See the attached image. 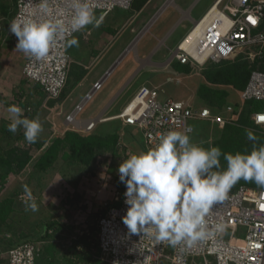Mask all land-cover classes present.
I'll use <instances>...</instances> for the list:
<instances>
[{"label":"built area","instance_id":"1","mask_svg":"<svg viewBox=\"0 0 264 264\" xmlns=\"http://www.w3.org/2000/svg\"><path fill=\"white\" fill-rule=\"evenodd\" d=\"M133 1L88 0L95 13L100 12V17L115 9L129 10ZM224 1L216 0L194 22L167 62L204 69L209 64L226 60L241 58L247 61L252 70L245 87L238 91L240 102H228L216 110L207 105H194L190 100L161 98L158 87L142 85L115 115L106 117L100 114L92 119H79L78 113L101 89L104 75L65 115V124L76 132L87 134L104 121L119 120L123 126L141 132L145 150H148L154 148L160 135L169 130L190 129L188 134H192L193 121L205 120L221 129L226 125H239L238 119L246 103L258 101L263 103V107L249 113L251 125L248 128L264 134V120H261L264 117V0ZM36 2L38 0H15L12 20L26 16L51 19L57 16L59 10H63L61 18L66 23L70 19L72 10L69 0H51L50 17L39 14L34 6ZM9 35L15 47L17 39L13 34ZM57 40L46 58L36 60L27 57L22 68L24 78L38 85L47 100H56L60 96L72 62L64 47L65 41ZM26 110L31 112L32 107L27 106ZM125 190L124 185L121 191L115 193L113 204L96 220L98 255H93L96 264H264V194L260 189L247 185L231 189L228 198L215 206L207 217L209 224L223 220L228 225L226 232L191 247L176 248L157 244L143 235L127 237V229L122 222L127 207L123 197ZM78 235L74 233L63 240L66 241L65 248L75 252L87 250L78 240ZM40 243L43 242L28 240L1 249L0 264H38L44 253Z\"/></svg>","mask_w":264,"mask_h":264},{"label":"rangeland","instance_id":"2","mask_svg":"<svg viewBox=\"0 0 264 264\" xmlns=\"http://www.w3.org/2000/svg\"><path fill=\"white\" fill-rule=\"evenodd\" d=\"M176 1L179 2L180 0ZM213 1L199 0L191 13L192 17L199 20ZM228 2L229 0L224 1V3ZM13 5V0H0V158L11 147L20 150L29 149L33 158L22 171L17 173H11L4 168H0V204L5 199H12V210L5 215L4 219L0 217V250L9 247L11 244H17L19 241H25V239H27L26 241L34 240L33 237L40 234L46 223L54 222L55 224L51 226L54 231L51 230V234L45 236L46 246L40 243L47 256L40 257L38 263L96 264L95 259L91 255L87 257L86 253L69 257L67 248L64 246L66 241L62 240L67 239L71 233H88L87 240L90 239L91 243L87 250L98 253L96 220L100 215L106 213L110 205L113 204V196L120 190L122 183L119 181L117 172L119 164L132 154L146 151L143 138L138 129L123 127L120 125L119 120L104 121L95 127L93 133L104 135L114 130L118 131L121 139L117 152L112 154L110 151L102 150L96 153L93 161L87 166L65 160L60 155L50 168L45 170L36 169L35 160L42 152L39 145L47 140L45 129L48 125H52L48 119L53 114H58L61 117L65 116L72 110L74 104L80 101L84 90L91 83L94 69L97 71L104 64L108 55H103L96 66L89 71L86 80L79 83L76 82L79 72H81L80 68L70 66L73 73H70L65 87L67 97L63 105L59 101L47 100L39 86L25 79L22 74L25 61L22 60L24 54L15 49L12 44V37L8 34V24L14 12ZM119 11L125 12L121 9ZM96 15L98 17L100 12H97ZM178 17L179 14L176 13L172 4L168 5L155 21L151 31L146 32L147 35L142 42H152L153 36L165 34ZM188 27L186 23H181L174 29L166 46L160 51L163 60L170 56L180 40V36L182 37L186 33ZM88 29L94 30V27L89 25L81 31L85 32ZM81 31L74 35L79 42V46L67 48L69 55L72 54L74 60H77V52L88 51L93 45H96V31L93 32L91 41L83 40ZM141 46L142 43H140ZM72 64L76 65L75 62H72ZM202 70L194 67L185 73L177 70L174 66L163 67L155 75L156 77L152 80V83L159 85V90L162 93L161 98L194 100V105L204 104L205 102L203 103L197 96L199 85L205 83ZM167 77H172L173 80L167 82ZM141 81L138 80V82ZM138 82L113 100V103L109 106L110 113H116L127 103L126 101L137 89ZM116 90L117 86L113 77L105 79L102 88L94 93L78 113V118L95 117L106 107ZM228 102H240V95L237 91L230 93ZM13 104L21 107L24 110V116L27 118H39L42 123L43 131L35 143L27 144L22 128L18 129L15 134L7 130V125L11 122L7 108ZM27 106L32 107L31 112L26 110ZM191 125L194 132L190 134V137L197 144L205 142L211 144L219 138L223 131V129L205 120L193 121ZM25 184L29 186L36 198L39 205L37 212L25 210V205L22 202L23 185ZM8 235L10 238L7 239Z\"/></svg>","mask_w":264,"mask_h":264},{"label":"clouds","instance_id":"3","mask_svg":"<svg viewBox=\"0 0 264 264\" xmlns=\"http://www.w3.org/2000/svg\"><path fill=\"white\" fill-rule=\"evenodd\" d=\"M69 4L72 14L67 23L61 18L63 10L51 19H13L8 32L17 39L15 49L26 57L43 60L57 38L65 41V49L78 47L73 33L89 25L98 28L102 18L88 0H69ZM34 6L40 15L52 16L51 0H38ZM7 112L11 118L7 130L15 134L22 128L25 141L35 143L43 131L39 118H27L15 104L8 106ZM188 131L162 133L154 148L132 154L119 164L117 172L125 185L127 206L122 222L129 239L143 235L171 248L191 247L226 232L228 225L223 220L209 224L207 217L239 181L254 183L264 194V143H253L250 151L226 153L218 145L205 148L194 143ZM245 133L249 141H259L252 130L245 129ZM221 157L226 167H222ZM22 202L26 211L39 210L26 184Z\"/></svg>","mask_w":264,"mask_h":264},{"label":"crops","instance_id":"4","mask_svg":"<svg viewBox=\"0 0 264 264\" xmlns=\"http://www.w3.org/2000/svg\"><path fill=\"white\" fill-rule=\"evenodd\" d=\"M13 1V6H15V0ZM198 1L199 0H180L179 2H175V0H162L160 2V0H134L129 10H124L125 12L122 13L121 11H119L120 9H115L114 11L108 13L103 17H100L99 15L98 18H102V23L98 28H94V30L88 29L85 32L81 31V38L85 41H91V37L94 31H96L97 37L95 40L96 45H93L92 48L88 49V51L77 52V56L75 55L77 57V60H74V58H72V54L70 55V57L72 58V62H75V64L82 71L81 74L79 72L80 75H78L76 83L85 81L86 77L89 75V71L96 66V63L103 57V55H108V58L106 59L104 64H102V66L99 67L97 71H95L94 69L91 83L84 90L81 99L92 88L93 84L96 81L100 80L104 75L106 76L105 79H107L108 77H113L115 85L117 86V90L114 96L110 99L109 103H107L106 107L101 110V112L98 113L95 117L84 119L96 118L100 114H103V116L106 117H110L120 112V110L124 106L120 108L116 113H110V104L113 103V100L118 98L119 95H121L125 90L133 87L134 84L138 82V80L142 81L138 82V87L134 91L132 96L142 85L159 88V85L152 83V80L156 77L155 75L163 67H175L176 64H179L177 62L168 63L167 60L169 57L163 60L162 55H160V51L166 46L171 33L174 31V29H176V27H178L179 24L186 23L189 26L186 33L182 37L180 36V40L190 31L194 22L198 20L192 17L191 14ZM215 1L216 0L212 2V4L205 10L201 17L215 3ZM170 4H172L176 13L179 14L178 19L175 21V23H173L172 26H170L169 30L165 34L161 36H153L152 42H142L147 35L146 32L151 31V28L157 18L163 13V11H165V9ZM180 40L177 42V44L180 42ZM140 43H142L141 47ZM155 58L157 59L155 60ZM26 59L27 57L24 55L22 57V60L26 61ZM168 79L173 80L172 77H167V82H169ZM227 88L229 89L230 93L232 91H240L230 86H228ZM66 97L67 93L65 95V98L62 100V105L65 102ZM131 97H129V99ZM129 99L126 102H128ZM190 101L195 104L194 100ZM78 102H76L74 106ZM198 105L207 104L204 103ZM64 117L65 116L61 117L58 114H53L52 117L48 119L52 125H48L47 129H45L47 141H49V139H51L53 136L62 135L65 131L71 130V128H69L65 124ZM240 117L241 115L239 116L238 121H240ZM110 121L112 122V120ZM120 125H122L121 122ZM234 126H242L248 128V125L241 124L240 122L239 125ZM250 130L255 131L253 129ZM43 148L41 149V151L43 150Z\"/></svg>","mask_w":264,"mask_h":264},{"label":"trees","instance_id":"5","mask_svg":"<svg viewBox=\"0 0 264 264\" xmlns=\"http://www.w3.org/2000/svg\"><path fill=\"white\" fill-rule=\"evenodd\" d=\"M70 66H72V68L76 67L79 69L77 65L70 64ZM175 68L185 73L190 71V67L186 65L176 64ZM251 70L252 67L249 66L248 62L241 58L222 61L218 64H209L202 70V76L205 79V83L200 84L197 89L198 98L205 102V104H207L211 108H214L216 110L221 109L227 103V100L230 96V91L227 87L230 86L237 90H242L247 83ZM70 73H73V69H69L68 79ZM65 87L63 88L58 99H56L55 101L62 102V100L65 98ZM262 107V102L248 101L244 106L239 122L244 125H251V121L248 118L249 113L252 111L260 110ZM245 129L248 128L242 126L227 125L223 128V131L221 132L218 139L213 141L211 144L205 142L199 145L205 148L218 145L223 152L235 153L236 151H250L253 143H264V135H260L259 133H256L254 131L253 133L257 137H259V141H249L246 137ZM120 139V135L116 130L104 135L96 134L93 132L83 134L74 130H67L62 135L53 136L50 141L44 140L39 145V149H42L43 147L44 148L42 152H40V154L37 156L34 165L37 170H45L47 168H50L57 160V158L62 155L65 160L87 166L93 161L96 153L102 150L110 151L112 154L117 152L120 144ZM32 158L33 157L29 149L20 150L11 147L6 151V154L0 158V168H4L11 173H17L19 171H22L29 164ZM221 165L222 167H226V162L224 161L223 157H221ZM239 185H247L257 188L254 183L245 182L243 180L239 181L233 188L238 187ZM123 186L124 184L121 185L120 190L118 191H121ZM11 210L12 199H5L4 202L0 204V217L4 219L5 215L8 214ZM53 224L55 223H46L43 226L40 235L33 237L34 240L42 241L46 246L47 241L45 240V236L51 234L50 230H52V232L54 231L53 229H51V226ZM70 235H72V233ZM87 239V234L83 233V235H78V240L83 242L86 249L91 243L89 241L90 239ZM26 240L27 239H25V241ZM22 241H19V243ZM67 252L69 254V257L86 253L87 257H90L88 255H91V257L93 258V255L96 254L88 250L75 252L71 248H67ZM45 254L46 253L44 249L43 256H47ZM96 255H98V253Z\"/></svg>","mask_w":264,"mask_h":264},{"label":"snow or ice","instance_id":"6","mask_svg":"<svg viewBox=\"0 0 264 264\" xmlns=\"http://www.w3.org/2000/svg\"><path fill=\"white\" fill-rule=\"evenodd\" d=\"M250 19H251V18H250ZM252 22H253V23H255V21H254V20H253ZM261 120H264V117H261Z\"/></svg>","mask_w":264,"mask_h":264},{"label":"water","instance_id":"7","mask_svg":"<svg viewBox=\"0 0 264 264\" xmlns=\"http://www.w3.org/2000/svg\"><path fill=\"white\" fill-rule=\"evenodd\" d=\"M110 70H111V69H110ZM110 70H109V71H110Z\"/></svg>","mask_w":264,"mask_h":264}]
</instances>
